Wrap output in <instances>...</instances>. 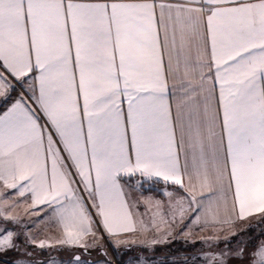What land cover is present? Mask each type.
Segmentation results:
<instances>
[{"label":"snow or ice","instance_id":"6c2138e0","mask_svg":"<svg viewBox=\"0 0 264 264\" xmlns=\"http://www.w3.org/2000/svg\"><path fill=\"white\" fill-rule=\"evenodd\" d=\"M146 182L168 232L121 251ZM0 187L59 229L0 210V264H264V227L156 247L180 225H264V0H0Z\"/></svg>","mask_w":264,"mask_h":264},{"label":"rangeland","instance_id":"374dc122","mask_svg":"<svg viewBox=\"0 0 264 264\" xmlns=\"http://www.w3.org/2000/svg\"><path fill=\"white\" fill-rule=\"evenodd\" d=\"M152 186L146 190L152 192V188H157V186L149 185ZM134 188V187H133ZM132 187H130V191H131V196L132 199L134 200H139L140 203V207H139V212L142 214L141 218L144 222L145 227L141 228L139 225H137V231L136 233L138 234H142V235H151V234H155V233H162L161 230L163 229H167V226L164 224V220L167 219V217L159 215V213L161 211L163 212H167V204H168V200L166 197V194H163V196H156L152 193H144L142 192L139 188L138 190L133 189ZM157 190V189H156ZM9 189L0 187V195H3V193L5 192H9ZM160 191H162V189H160ZM146 199H150L152 201V203L150 205H146L145 201ZM157 202H159L163 207L162 208H157L156 204ZM3 209H8V211L6 212V215L8 216H13L16 218V220H18L22 226H25L27 228V230L32 234L37 236L40 239L45 238V236H55L58 234L59 229L58 226L55 225L54 223L49 222L47 219L45 220H41V221H37V217L31 214V209L29 207V203L28 202H24L22 201L19 197L16 196H12L6 200H2L0 201V210ZM154 213H156L157 215H155L154 217ZM254 222H257L259 224V219L254 220ZM156 224H159L160 230L157 231L156 229ZM264 227V225H263ZM172 234L174 232L175 236H178L179 232L174 231V229L171 230ZM168 232V231H167ZM239 231H235V233H238ZM259 231H251V234H255V235H259ZM181 233V232H180ZM240 233V232H239ZM245 233V232H244ZM132 234V233H131ZM103 236V232L101 231L99 233V235L95 238L93 237H88V241L89 243L93 242V239H95L96 243H98L100 246L106 248L108 250V253L110 256H112V248L109 245L108 239L105 237L103 239H101L100 237ZM175 236H172L170 239V243L167 244H160L157 245V254L158 255H165L170 251H174L177 248H187L188 251L186 252H182V255H193L196 253L200 252L201 249V245L196 244V247L192 248L190 247V245L193 242H198L201 240H209V241H215V240H220L223 241V237L220 238V236H218L219 238H207V237H200V238H195V239H187V238H183L182 240L179 238H173ZM117 239L121 240L122 242L120 243L119 247L121 249V251H123L125 248H133L135 249V251L137 253H139L140 249L142 247H145L146 245H142V246H138L135 244V241L132 238H128V234L123 235L121 237H117ZM187 240L189 243L185 244L184 241ZM54 243V242H53ZM144 243V242H143ZM146 243V242H145ZM151 243V242H150ZM127 244V245H125ZM129 244V245H128ZM147 247H152V245H149ZM48 251H51L54 255H63V256H67L68 253L64 252V253H58L56 251V246L54 244V247ZM94 255H96L94 253ZM113 258V262L115 264L116 261V257L112 256ZM124 259L126 260L127 257H124ZM4 264H7V261L5 260Z\"/></svg>","mask_w":264,"mask_h":264},{"label":"crops","instance_id":"0c3cea01","mask_svg":"<svg viewBox=\"0 0 264 264\" xmlns=\"http://www.w3.org/2000/svg\"><path fill=\"white\" fill-rule=\"evenodd\" d=\"M154 185V186H157V189L161 194H162V191H160V189H163V185H159L158 183H155V182H146L143 186L141 185H134L132 186L133 189H137L138 188L144 192V193H152L154 194V192H150L146 189L152 187V186H149V185ZM135 189V190H136ZM155 195V194H154ZM158 196V195H156ZM163 196V194H162ZM256 219H259L258 216H253V217H250L246 220H243V221H237L235 224L233 225H219L217 224L216 226H212L211 224L207 225V226H198V227H192L190 229H188V235L185 236V235H182L180 232H181V228L183 227V225H180L176 228H174V231L175 233L176 232H179L178 236H175L174 232L172 234V236H175L173 238H179V239H195L196 237L197 238H200V237H207V238H219L218 236H220V238H222L223 236V239H227L228 237H231L233 236V233H235V231H239L240 232V238L241 239H244V240H247L249 239L250 237L245 235L244 232L248 231V232H251V231H259L261 230V227H263V225H259L257 222H254V220ZM162 233H155V234H151V235H142V234H137L136 232L135 233H132V234H128V238H132L133 240L135 241H138V242H135L136 245L138 246H149V245H152L153 243V240L154 239H160L164 236V234L167 233L168 231V228L167 229H163L161 230ZM238 232V233H239ZM253 236H255V234H252ZM180 237H183V238H180ZM171 238V237H170ZM144 242V243H143ZM146 242V243H145ZM151 242V243H150ZM127 245V244H125ZM129 245V244H128Z\"/></svg>","mask_w":264,"mask_h":264},{"label":"trees","instance_id":"16d2710c","mask_svg":"<svg viewBox=\"0 0 264 264\" xmlns=\"http://www.w3.org/2000/svg\"><path fill=\"white\" fill-rule=\"evenodd\" d=\"M158 184H159V185H163L162 182H161V183H158ZM152 190H153V192H154L155 195L162 196V194H161L158 190H156V189H154V188H152Z\"/></svg>","mask_w":264,"mask_h":264}]
</instances>
